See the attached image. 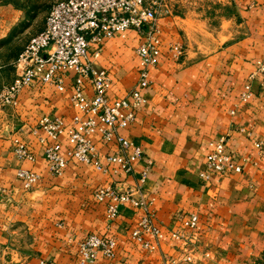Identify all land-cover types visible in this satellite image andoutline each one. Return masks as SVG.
<instances>
[{
    "label": "crops",
    "instance_id": "0c3cea01",
    "mask_svg": "<svg viewBox=\"0 0 264 264\" xmlns=\"http://www.w3.org/2000/svg\"><path fill=\"white\" fill-rule=\"evenodd\" d=\"M170 1L168 15L159 21L164 46L150 70L151 87L143 91L146 103L135 124L119 130L153 164L142 189L136 179L145 160L135 165V176L118 179L140 206L123 205L115 220H108L107 204L98 203L94 193L113 180L71 160L67 134L51 140L34 131L45 116L62 118L67 132L71 129L77 111L69 87L59 92L35 84L21 92L16 106L0 105V264H76L77 245L89 234L117 244L113 259L99 256L95 264H264V87L255 83L256 95L245 104L239 100L255 62L264 61V0H206V7L181 11ZM20 16L0 6V46L15 35ZM128 35L137 46L136 34ZM107 43L95 64L113 76L110 97L123 98L138 79L136 46L131 59L112 60L126 52ZM170 45L182 46L184 57L177 59ZM22 50L14 55L12 69ZM15 76L14 69L2 88ZM221 138L241 173L221 175L207 168L212 142ZM16 141L34 161L17 159ZM55 147L68 162L59 175L49 172L44 154ZM98 149L103 159L115 147ZM19 171L36 174L39 181L25 189ZM145 210L166 233L156 252L131 238ZM190 214L199 217L194 231L183 227ZM169 232L183 237L172 239ZM187 257L191 262H184Z\"/></svg>",
    "mask_w": 264,
    "mask_h": 264
},
{
    "label": "built area",
    "instance_id": "2783aa9c",
    "mask_svg": "<svg viewBox=\"0 0 264 264\" xmlns=\"http://www.w3.org/2000/svg\"><path fill=\"white\" fill-rule=\"evenodd\" d=\"M167 0H64L52 4L46 17L44 28L33 36L14 64L16 76L0 92L3 108L16 106L22 91L35 84L54 86L59 92L67 87L71 90V104L77 111L72 127L67 132L62 118L45 116L40 119L36 130L43 131L51 140L67 134L72 149L69 157L80 164L94 167L109 176L113 182L98 188L94 197L98 203L107 204V219L115 220L119 208L126 204L135 207L140 204L133 198V192L123 189L118 181L122 176H135V165L145 160L146 166L139 173L136 188L145 185L152 162L141 147L124 138L119 130L129 129L136 122V114L146 100L143 91L151 87L150 70L158 64L163 52L162 30L159 21L168 15ZM134 32L139 39L135 54L139 59L138 79L125 97L113 99L110 91L113 76L107 69L97 68L96 61L103 54L107 42L116 37L125 39ZM169 52L177 59L184 57V48L170 45ZM264 87V61H256L254 71L246 78L240 102L247 103L255 94L254 84ZM227 140L221 138L212 142V153L207 157L209 171L225 175L229 170L242 172L241 166L232 164L225 154ZM115 150L107 152L102 159L98 146ZM257 148L262 149L260 143ZM14 154L18 160L34 161L30 150L18 141ZM49 172L59 175L68 162L59 149L45 150ZM18 177L24 181V188L30 189L39 177L28 171H19ZM199 217L190 214L185 217L183 227L194 231ZM172 239L183 235L169 232ZM151 236L153 241H148ZM131 238L149 252L160 249L166 233L155 222L153 214L145 210ZM116 241L104 239L97 234H89L77 245L76 264H95L99 256L113 259ZM184 262H191L187 257ZM41 264H46L41 262Z\"/></svg>",
    "mask_w": 264,
    "mask_h": 264
},
{
    "label": "rangeland",
    "instance_id": "374dc122",
    "mask_svg": "<svg viewBox=\"0 0 264 264\" xmlns=\"http://www.w3.org/2000/svg\"><path fill=\"white\" fill-rule=\"evenodd\" d=\"M59 1L64 0H0V6L12 7L15 11L21 13L18 21L19 23H17L15 27V35L9 42L3 43L0 46V66H5L4 70L0 73V91L3 89V86L9 83L14 74V69L11 67L14 55L26 46L27 38L43 28L50 7L55 2ZM176 1L178 3H176ZM170 2L171 5H174V10L176 7L181 6V9H179L180 11L183 10V8L184 10H192V8H196L199 5L206 7L207 4H209L206 0H172ZM173 14H176V12ZM108 43L109 45H119L116 48H123L126 52L124 53L125 55L122 53L121 56H118L120 55V52H118V55H115L112 60H117V58L120 60H127L134 56V47L136 46L135 38L129 35H127L125 39L116 37Z\"/></svg>",
    "mask_w": 264,
    "mask_h": 264
}]
</instances>
